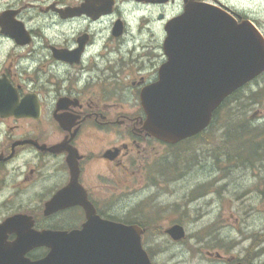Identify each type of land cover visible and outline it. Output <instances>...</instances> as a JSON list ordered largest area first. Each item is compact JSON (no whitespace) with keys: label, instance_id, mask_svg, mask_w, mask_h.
Segmentation results:
<instances>
[{"label":"flooded vegetation","instance_id":"flooded-vegetation-1","mask_svg":"<svg viewBox=\"0 0 264 264\" xmlns=\"http://www.w3.org/2000/svg\"><path fill=\"white\" fill-rule=\"evenodd\" d=\"M248 1L29 0L4 9L0 41L14 50H0V264L38 263L47 245L70 244L47 239L30 249L26 237L81 231L85 206L101 221L141 227L126 220L121 190L142 181L143 160L158 144L174 146L144 130L141 107L167 61L166 29L180 16L254 23ZM204 256L256 264L251 254L239 259L221 247Z\"/></svg>","mask_w":264,"mask_h":264},{"label":"rangeland","instance_id":"rangeland-1","mask_svg":"<svg viewBox=\"0 0 264 264\" xmlns=\"http://www.w3.org/2000/svg\"><path fill=\"white\" fill-rule=\"evenodd\" d=\"M28 1L0 0V14ZM248 4L264 35V0ZM11 45L0 41V50ZM231 102L201 137L158 144L156 155L143 160L142 181L121 190L125 218L144 228L142 245L153 264H215L204 250L219 247L264 264V131L256 130L264 128V75ZM257 111L259 120L251 119ZM173 224L184 229L179 242L165 234Z\"/></svg>","mask_w":264,"mask_h":264},{"label":"water","instance_id":"water-1","mask_svg":"<svg viewBox=\"0 0 264 264\" xmlns=\"http://www.w3.org/2000/svg\"><path fill=\"white\" fill-rule=\"evenodd\" d=\"M166 31L168 61L159 70L158 82L142 93L141 104L144 130L175 144L208 128L219 105L264 72V37L251 23L235 28L219 20L190 21L184 16L170 22ZM11 33L18 37L16 27ZM58 202L60 196L49 206ZM85 207L88 221L81 231L28 233L30 249L47 239L70 243L47 245L46 259L34 264H152L142 248L140 228L101 221ZM166 234L174 241L185 236L180 225Z\"/></svg>","mask_w":264,"mask_h":264}]
</instances>
